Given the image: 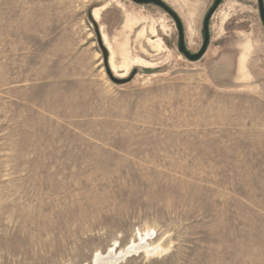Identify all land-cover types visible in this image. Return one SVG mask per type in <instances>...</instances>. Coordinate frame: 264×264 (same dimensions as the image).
<instances>
[{
  "label": "rangeland",
  "instance_id": "rangeland-1",
  "mask_svg": "<svg viewBox=\"0 0 264 264\" xmlns=\"http://www.w3.org/2000/svg\"><path fill=\"white\" fill-rule=\"evenodd\" d=\"M163 1L199 52L215 0ZM210 33L190 61L155 4L0 0V264H264L259 0Z\"/></svg>",
  "mask_w": 264,
  "mask_h": 264
},
{
  "label": "water",
  "instance_id": "water-1",
  "mask_svg": "<svg viewBox=\"0 0 264 264\" xmlns=\"http://www.w3.org/2000/svg\"><path fill=\"white\" fill-rule=\"evenodd\" d=\"M133 1L138 4H155L166 10L174 18L177 24V29L179 31V46H178L179 51L190 61H197L203 57V55L206 53L208 49L211 40L210 21L223 0H215L205 16L204 24H203L204 41L200 51L197 53H192L188 49L185 41V30H184L183 22L180 19L179 15L168 4H166L163 0H133ZM259 10H260L261 19L264 23V0H259Z\"/></svg>",
  "mask_w": 264,
  "mask_h": 264
},
{
  "label": "bare ground",
  "instance_id": "bare-ground-1",
  "mask_svg": "<svg viewBox=\"0 0 264 264\" xmlns=\"http://www.w3.org/2000/svg\"><path fill=\"white\" fill-rule=\"evenodd\" d=\"M96 15L97 16H99V11H96ZM159 47V46H158ZM125 53V52H124ZM128 54V53H127ZM124 55V54H123ZM113 57V56H112ZM129 57H127L126 56V53H125V55H124V63L123 64H119V65H117L115 62H113V67L115 68V70L118 68V71H119V69H120V67H127L128 68V62L127 61H129V60H127ZM111 61H112V59H111ZM127 70V69H126ZM133 247H135V246H133ZM158 247V246H157ZM142 248V247H141ZM135 249V248H134ZM134 249H132V250H128V252L127 253H129V252H131V251H133ZM152 249V248H151ZM159 249V248H158ZM158 249H156L155 248V250L153 249L152 251H149V252H151V253H153V252H158ZM139 250V249H138ZM136 251V250H135ZM127 253H125V254H120V255H114V256H108V257H112L111 259H109L108 261H105V259H107V258H105V257H97L96 258V260H95V263L94 264H105V263H108V262H110V263H113L114 261H119V259H122L124 256H126V254ZM93 264V263H92Z\"/></svg>",
  "mask_w": 264,
  "mask_h": 264
}]
</instances>
